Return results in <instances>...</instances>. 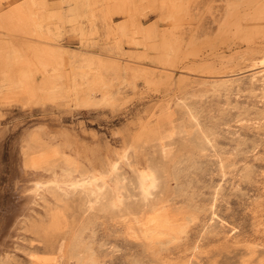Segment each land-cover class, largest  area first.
<instances>
[{"label":"rangeland","instance_id":"obj_1","mask_svg":"<svg viewBox=\"0 0 264 264\" xmlns=\"http://www.w3.org/2000/svg\"><path fill=\"white\" fill-rule=\"evenodd\" d=\"M262 49L264 0H0V264H73L68 243L86 225L101 264H264V97L245 84L212 92ZM105 92L107 103L84 104ZM182 97L217 122L202 152L186 139ZM108 154L120 206L109 193L88 209L79 188L38 198L27 187L34 168L88 172ZM144 166L156 176L148 199ZM190 209L198 217L177 242L142 237L147 217L172 224Z\"/></svg>","mask_w":264,"mask_h":264},{"label":"bare ground","instance_id":"obj_2","mask_svg":"<svg viewBox=\"0 0 264 264\" xmlns=\"http://www.w3.org/2000/svg\"><path fill=\"white\" fill-rule=\"evenodd\" d=\"M245 60H248L249 62V68H251L252 71H250L248 74L242 76H228L225 78L220 79V81L215 83L212 86V92L214 96L219 97L221 95H228V93L234 89V87H237V89L240 90L241 85L245 84L247 85L250 91H260V96L264 97V49L259 50L256 54H247L244 57ZM243 59V60H244ZM240 86V87H239ZM243 87V86H242ZM54 89V88H53ZM244 89V88H243ZM55 90V89H54ZM245 91V90H244ZM50 92V91H49ZM54 92V91H53ZM234 92V90H233ZM231 93V92H230ZM250 93V92H249ZM255 94V93H254ZM259 95V93H256ZM189 96V95H188ZM201 96V95H200ZM251 96V95H250ZM193 97V96H192ZM197 97V96H196ZM199 97V96H198ZM216 97V98H217ZM111 99V95L109 93H102L97 98H87V100L84 101L85 105H102L107 103ZM177 101L179 102L177 106V110L180 113V116L182 118L181 124L182 127L186 130L187 133V141L190 142V144H194L197 147L198 152H202L207 147H211L214 145V137L216 136L214 134L215 129V123L217 122H210L211 126L204 123L201 119L200 110L198 107V98L192 99L193 101L186 102V100ZM189 99V98H188ZM254 99V98H253ZM180 100V99H179ZM219 100V98H218ZM226 100V99H225ZM209 101V100H208ZM235 101V100H234ZM257 101V100H256ZM215 102V101H214ZM219 101H217L218 104ZM221 102V101H220ZM230 102V101H228ZM198 103V104H197ZM212 103V101H211ZM224 103H226L224 101ZM236 103V102H233ZM202 105V104H201ZM224 105V104H223ZM226 105V104H225ZM231 106V105H229ZM256 106V105H255ZM260 106V105H259ZM217 107V106H216ZM221 107V106H220ZM232 107V106H231ZM249 107V106H247ZM258 107V106H257ZM262 107V106H261ZM236 109V107H233ZM245 108V107H244ZM260 108V107H259ZM203 109V108H202ZM219 108H217L218 110ZM238 109V107H237ZM242 109V108H241ZM253 109V108H251ZM206 110V109H205ZM224 110V109H223ZM247 110V109H245ZM264 110V109H262ZM203 111V110H202ZM207 111V110H206ZM220 111V110H219ZM227 111V110H226ZM224 111V113L226 112ZM229 111V109H228ZM240 111V110H239ZM254 111V110H253ZM257 111L259 109L257 108ZM204 112V111H203ZM221 112V111H220ZM246 112V111H245ZM216 113V112H215ZM230 113V112H229ZM238 113V112H237ZM244 113V111H243ZM259 113V112H258ZM214 114V113H213ZM218 113H216L217 115ZM257 115V112L254 113ZM261 115V110L260 113ZM258 114V116H259ZM205 115V114H203ZM235 115V114H234ZM242 115V114H241ZM244 115V114H243ZM210 116V115H209ZM218 116V115H217ZM223 116V114L221 115ZM240 116V115H239ZM255 116V115H254ZM253 116V117H254ZM262 116V115H261ZM234 117V116H233ZM238 117V116H237ZM246 117V116H245ZM248 117V116H247ZM203 118H205L203 116ZM239 118V117H238ZM242 118V117H240ZM239 118V119H240ZM252 118V116L250 117ZM219 119V118H218ZM232 119V117H230ZM234 119V118H233ZM245 119V118H243ZM249 119V118H248ZM258 119V118H257ZM262 119V118H261ZM214 120V119H213ZM237 120V119H236ZM242 120V119H240ZM246 120V119H245ZM207 121V120H206ZM210 121V119L208 120ZM216 121V120H215ZM262 121V120H261ZM218 125V124H217ZM220 125V124H219ZM229 125V124H228ZM217 129V127H216ZM184 131V130H183ZM221 131V130H220ZM235 132V131H234ZM185 133V134H186ZM230 133V132H229ZM237 133V132H236ZM183 134V133H182ZM217 134V133H216ZM215 135V136H214ZM217 137V136H216ZM219 140V139H218ZM234 140V139H233ZM237 140V139H236ZM238 141V140H237ZM243 141V140H242ZM185 143V142H184ZM244 143V142H243ZM188 144V143H187ZM238 145V144H237ZM243 145V144H242ZM190 146V145H189ZM241 146V145H240ZM248 146V145H247ZM216 147V146H215ZM254 147V146H253ZM193 148V147H192ZM215 149V148H214ZM209 150V148H208ZM219 152V151H218ZM224 152V151H223ZM226 152V151H225ZM240 154V153H239ZM121 156L125 157V154L122 153ZM194 156V155H193ZM189 156L185 160H183L184 165L182 167H177L173 173V177L177 178L179 173H182L180 171H183L185 167H189L191 164L195 163L194 157ZM199 156V155H198ZM235 156V155H234ZM196 158V156H195ZM225 158V157H224ZM197 161V160H196ZM202 161V160H201ZM182 163V164H183ZM200 163V162H199ZM215 163V162H214ZM218 169L220 171H223L224 169V162L222 159H218L217 161ZM234 163V162H233ZM73 164V163H72ZM229 164V163H228ZM236 164V163H235ZM131 165V164H130ZM146 165V164H145ZM178 165V164H176ZM69 166V165H68ZM94 166V165H93ZM143 166V165H142ZM227 166V165H226ZM229 166V165H228ZM135 167V166H134ZM191 167V166H190ZM197 168V164L195 166ZM79 168V167H78ZM76 167H72L71 165L69 167L64 165H57L53 168H34L28 173V182L29 184L27 187L29 190L31 189V193L38 197L40 194H46L48 189L51 188L58 195L59 192L64 195H67L68 193L74 191L75 189L79 188L82 193L85 196V200L87 202V208L91 209L93 208L94 204L104 197L107 193L111 195V200H109V203L112 202L115 206H120L122 201V195H121V188L123 186V183L120 182L119 178L117 177V169H118V160L113 154H108L106 157V161L104 163H101V165L96 164V166L93 167L92 171L88 172H82ZM132 168V167H131ZM137 167H135L136 169ZM139 168V167H138ZM181 168V169H180ZM193 168V166H192ZM191 168V170H192ZM234 168V167H233ZM244 168V167H243ZM188 169V168H187ZM232 169V168H231ZM133 170V168H132ZM135 171V170H133ZM137 171V170H136ZM168 171V170H167ZM173 171V170H172ZM254 171V170H253ZM244 172V171H243ZM246 172V171H245ZM184 173V172H183ZM186 173V171H185ZM225 174V172H222ZM136 182L137 187L140 191V195H142V198L148 199L149 196L152 193L153 188L156 187V176L154 172L150 168L140 167L138 169V172L136 173ZM169 174V173H168ZM171 174V173H170ZM169 174V175H170ZM204 174V173H203ZM247 174V173H246ZM245 174V175H246ZM251 174V173H250ZM121 175V174H120ZM248 175V174H247ZM190 177V175H187ZM186 176V177H187ZM251 176V175H250ZM183 177V175H182ZM244 177V176H243ZM166 178V177H165ZM171 179V177H169ZM174 178V179H175ZM254 178V177H253ZM134 179V178H133ZM169 179V180H170ZM180 180V178H178ZM177 179V182H179ZM247 179V178H245ZM172 180V179H171ZM170 180V181H171ZM176 180V179H175ZM182 180V179H181ZM188 181V180H187ZM166 182V180H165ZM26 183V182H25ZM159 183V182H158ZM181 183V182H180ZM27 184V183H26ZM183 185V183H181ZM185 184V183H184ZM135 185V186H136ZM180 186V185H179ZM188 187L190 185H187ZM186 186V187H187ZM24 187V186H23ZM173 187V186H172ZM174 187H177L174 186ZM185 187V185H184ZM157 188V187H156ZM179 188V187H178ZM217 188V187H216ZM24 189V188H23ZM168 189V188H166ZM172 189V188H169ZM174 189V188H173ZM180 189V188H179ZM183 189V188H182ZM190 190V189H186ZM195 190V189H194ZM25 191V190H24ZM23 191V192H24ZM50 191V190H49ZM178 191V190H177ZM216 191V190H215ZM214 191V192H215ZM27 192V191H25ZM167 192V190H166ZM170 192V191H169ZM180 192V191H179ZM181 192H183L181 190ZM180 192V193H181ZM185 192V191H184ZM192 192V190L190 191ZM189 192V193H190ZM213 192V193H214ZM30 193V194H31ZM172 193V192H171ZM179 193V194H180ZM187 193V194H189ZM27 194V193H26ZM124 194V193H123ZM176 194V193H175ZM191 194V193H190ZM219 194V193H218ZM29 195V194H28ZM186 195V194H185ZM195 195V194H194ZM108 196V195H107ZM124 196V195H123ZM159 196V195H158ZM196 196V195H195ZM30 196H28L29 198ZM188 197V196H187ZM193 196H190V198ZM40 198V197H38ZM168 198V197H167ZM184 198V197H183ZM213 198V197H212ZM30 199V198H29ZM176 199V198H175ZM188 199V198H187ZM217 199V198H216ZM150 200V199H149ZM161 200V199H160ZM212 200V199H211ZM210 200V202H211ZM30 201V200H28ZM166 201V200H165ZM182 201V200H181ZM184 201V199H183ZM191 201V200H190ZM195 201V199H194ZM31 202V201H30ZM170 202V201H169ZM187 202V201H185ZM159 203V201H158ZM163 203V202H162ZM189 203V202H188ZM149 204V203H148ZM211 204V203H210ZM146 205V204H145ZM158 205V204H157ZM186 205V204H185ZM184 205V206H185ZM194 205V204H193ZM207 205V204H206ZM151 206V205H150ZM162 206V205H161ZM182 206V204H181ZM187 206V205H186ZM200 206V205H198ZM211 206V205H210ZM214 206V205H213ZM159 207V206H158ZM157 207V208H158ZM201 207V206H200ZM154 206L152 207V209ZM156 208V209H157ZM163 208V207H162ZM161 208V209H162ZM183 208V206L181 207ZM210 208V207H207ZM206 208V209H207ZM155 209V208H154ZM197 209V207H196ZM205 209V208H204ZM205 209V211H206ZM163 210V209H162ZM212 210V209H211ZM202 211V210H201ZM187 212V211H186ZM198 211L190 209L186 213V215H182V219L177 221V223H172L168 220L167 217H162L158 215V222H157V216L154 217L150 216L147 217L146 221L141 223V235L143 238L149 240H152L154 237H157L156 235L165 237L164 243H171L174 241H178L181 239L184 234L187 231V228L189 227V224L194 222L198 215ZM200 212V211H199ZM211 213V212H210ZM161 214V213H160ZM208 214V213H207ZM206 215V214H205ZM204 215V216H205ZM201 216V215H200ZM199 216V218H200ZM136 218V217H135ZM138 219V218H137ZM199 220V219H198ZM18 221V220H17ZM20 221V220H19ZM18 221V222H19ZM136 222V221H135ZM170 222V224H169ZM196 223V222H195ZM15 225V223H14ZM85 225V224H83ZM205 227V226H204ZM210 227V226H209ZM207 228V227H206ZM213 228V227H212ZM87 225L83 226L81 229H77L75 233L72 235L71 240L68 249L66 250L67 257L69 259L73 260V264H101L100 258L98 256L96 248L93 246V242L89 241L88 238L85 237V231H86ZM138 229V228H137ZM205 229V228H204ZM203 229V230H204ZM139 230V229H138ZM202 230V229H201ZM208 230V229H207ZM210 230V228H209ZM212 230V229H211ZM89 231V230H87ZM133 231V230H132ZM134 232V231H133ZM132 232V233H133ZM139 232V231H138ZM140 233V232H139ZM89 235V234H87ZM158 238V237H157ZM188 238V237H187ZM155 239V238H154ZM93 240V239H92ZM186 241V240H185ZM92 242V243H91ZM160 242V241H159ZM180 242V241H179ZM100 243V242H97ZM163 243V244H164ZM185 243V242H184ZM101 244V243H100ZM160 244V243H159ZM179 244V243H178ZM98 245V244H97ZM102 245V244H101ZM158 245V244H157ZM162 243L160 244L161 247ZM179 246V245H178ZM177 246V247H178ZM100 247V246H99ZM98 248V247H97ZM159 248V247H158ZM164 248V247H163ZM167 248V247H166ZM100 249V248H98ZM159 250V249H158ZM164 251V250H163ZM102 253V252H101ZM106 253V252H105ZM65 254V255H66ZM100 255V253H99ZM101 256H103L101 254ZM106 256V255H105ZM103 259V258H102ZM103 262V261H102Z\"/></svg>","mask_w":264,"mask_h":264}]
</instances>
